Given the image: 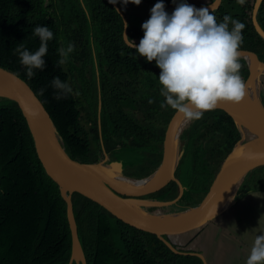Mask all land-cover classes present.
Segmentation results:
<instances>
[{"label": "trees", "instance_id": "16d2710c", "mask_svg": "<svg viewBox=\"0 0 264 264\" xmlns=\"http://www.w3.org/2000/svg\"><path fill=\"white\" fill-rule=\"evenodd\" d=\"M141 1L150 8L158 2ZM211 1L183 0L195 7ZM163 2L171 14L170 7L181 0ZM253 3L222 0L210 12L217 22L228 15L243 23L240 49L253 51L264 62V40L251 20ZM150 15L140 24L127 18V35L135 43L144 36L142 24ZM256 18L264 29V0ZM38 25L48 27L54 36L43 57L44 69L35 70L29 79L15 48L23 43L30 52L38 50L39 37L33 35ZM123 27L121 15L107 0H0V67L29 84L73 160L95 163L106 152L110 160L122 162L125 175L141 179L164 157L177 111L161 107L165 103L158 80L161 70L124 43ZM69 43L75 49L67 63L58 66V49ZM240 63L245 81L248 69L242 58ZM56 76L72 88L61 100L55 99L51 86ZM260 95L264 105L262 84ZM244 129L245 143L260 138L250 126ZM239 140L240 133L224 110L205 112L202 119L189 121L179 137L182 155L175 171L184 191L172 206L182 210L209 199ZM107 183L120 195H128ZM251 191H264V165L248 173L234 202ZM178 192L177 183L170 180L139 197L172 200ZM71 200L87 264H204L195 254L173 252L154 232L124 222L80 193H72ZM70 255L71 233L60 187L36 154L22 109L0 97V264H68Z\"/></svg>", "mask_w": 264, "mask_h": 264}, {"label": "water", "instance_id": "95a60500", "mask_svg": "<svg viewBox=\"0 0 264 264\" xmlns=\"http://www.w3.org/2000/svg\"><path fill=\"white\" fill-rule=\"evenodd\" d=\"M221 1L212 0L196 8L206 7L209 11H213L219 8ZM261 2L262 0H254L251 20L255 30L264 40V29L256 18ZM112 5L122 17L123 34L124 32L127 34V17L116 4ZM135 44L139 45V43ZM239 51L240 58L245 61L248 69L245 79L247 96L238 104L220 102L216 109L224 110L231 116L240 133V140L224 164L216 191L209 199L165 214L155 210L150 211L149 208L172 206L177 203L184 191L183 185L175 176L182 155L179 137L189 122L182 114L177 111L173 118L166 151L160 164L146 177L133 178L124 174L121 161L110 160L106 152L103 153V158L95 163H80L73 160L65 151L49 112L29 84L14 72L0 67V97L16 102L22 109L34 141L36 154L47 175L59 185L66 201L67 220L71 233V255L68 264H72L73 261L76 264H87L73 213L71 195L74 192L93 200L124 222L154 232L173 252L195 254L203 260L198 252L179 250L161 233L191 229L213 220L235 201L248 173L264 165V105L260 95L264 62L253 51L245 49ZM244 126L253 128L260 138L245 143ZM170 180L178 185L179 192L174 199L157 200L139 197L157 190ZM107 182L128 195H120Z\"/></svg>", "mask_w": 264, "mask_h": 264}, {"label": "clouds", "instance_id": "9594fccd", "mask_svg": "<svg viewBox=\"0 0 264 264\" xmlns=\"http://www.w3.org/2000/svg\"><path fill=\"white\" fill-rule=\"evenodd\" d=\"M109 2L116 4L117 0ZM121 2L140 5L141 0ZM239 2L243 4L244 0ZM150 12V18L142 24L144 36L139 45L125 32L123 40L148 62L155 61L161 70L158 80L165 97L161 107L169 106L188 121H193L202 119L205 112L214 111L220 102L238 104L246 98L247 85L240 74L239 51L244 39L243 23L228 15L222 22H217L208 8H196L183 0L171 14L165 11L163 0H158ZM33 35L39 37L38 50L30 52L23 43L15 48L29 79L35 76V70L44 69L43 57L54 36L48 27L39 25L34 28ZM74 49L75 45L71 43L58 49L60 59L56 64H66ZM51 86L57 100L72 92L59 76L51 80ZM40 91L43 94L44 89ZM246 264H264V234L257 235Z\"/></svg>", "mask_w": 264, "mask_h": 264}, {"label": "crops", "instance_id": "0c3cea01", "mask_svg": "<svg viewBox=\"0 0 264 264\" xmlns=\"http://www.w3.org/2000/svg\"><path fill=\"white\" fill-rule=\"evenodd\" d=\"M264 234V191H251L207 223L166 236L198 252L205 264H246L257 235Z\"/></svg>", "mask_w": 264, "mask_h": 264}, {"label": "rangeland", "instance_id": "374dc122", "mask_svg": "<svg viewBox=\"0 0 264 264\" xmlns=\"http://www.w3.org/2000/svg\"><path fill=\"white\" fill-rule=\"evenodd\" d=\"M116 5L121 9L123 14L130 20V22H133L134 24H140L146 18L147 14L151 10V8L146 3L142 2V1H141L140 5H135L131 2H129L127 5H124L121 2V0H117ZM175 7L176 6H171L170 10L174 11ZM169 14H170V12H169ZM262 85L264 87V75L262 76ZM102 158H103V156L100 157V159H102ZM143 198H149V197H143ZM154 210L156 212L162 213V214L177 211V209L173 206L158 207ZM174 245L176 246V244H174Z\"/></svg>", "mask_w": 264, "mask_h": 264}, {"label": "bare ground", "instance_id": "6f19581e", "mask_svg": "<svg viewBox=\"0 0 264 264\" xmlns=\"http://www.w3.org/2000/svg\"><path fill=\"white\" fill-rule=\"evenodd\" d=\"M146 173L144 172V175H145Z\"/></svg>", "mask_w": 264, "mask_h": 264}]
</instances>
